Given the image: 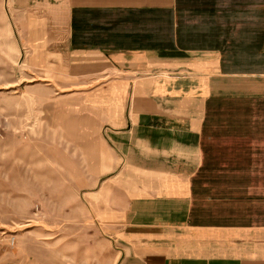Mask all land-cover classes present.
I'll list each match as a JSON object with an SVG mask.
<instances>
[{
	"label": "crops",
	"instance_id": "crops-1",
	"mask_svg": "<svg viewBox=\"0 0 264 264\" xmlns=\"http://www.w3.org/2000/svg\"><path fill=\"white\" fill-rule=\"evenodd\" d=\"M66 41L111 80L92 108L120 262L264 264V0H68Z\"/></svg>",
	"mask_w": 264,
	"mask_h": 264
},
{
	"label": "rangeland",
	"instance_id": "rangeland-1",
	"mask_svg": "<svg viewBox=\"0 0 264 264\" xmlns=\"http://www.w3.org/2000/svg\"><path fill=\"white\" fill-rule=\"evenodd\" d=\"M67 9L0 0V264H122L120 225L101 199L114 177L100 160L104 117L92 108L111 80L74 74Z\"/></svg>",
	"mask_w": 264,
	"mask_h": 264
}]
</instances>
